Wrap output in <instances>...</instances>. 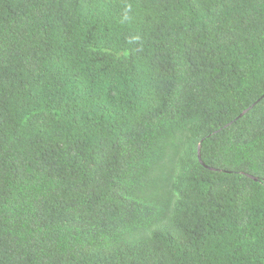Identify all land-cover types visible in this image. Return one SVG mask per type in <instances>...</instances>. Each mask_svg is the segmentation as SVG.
<instances>
[{"label":"trees","instance_id":"16d2710c","mask_svg":"<svg viewBox=\"0 0 264 264\" xmlns=\"http://www.w3.org/2000/svg\"><path fill=\"white\" fill-rule=\"evenodd\" d=\"M0 264H264V0H0Z\"/></svg>","mask_w":264,"mask_h":264},{"label":"water","instance_id":"95a60500","mask_svg":"<svg viewBox=\"0 0 264 264\" xmlns=\"http://www.w3.org/2000/svg\"><path fill=\"white\" fill-rule=\"evenodd\" d=\"M197 156H198L199 161H201V158H200V144L197 147Z\"/></svg>","mask_w":264,"mask_h":264}]
</instances>
